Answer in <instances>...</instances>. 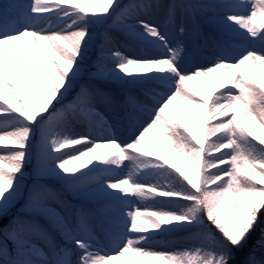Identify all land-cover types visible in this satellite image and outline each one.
Wrapping results in <instances>:
<instances>
[{
    "label": "snow or ice",
    "instance_id": "snow-or-ice-1",
    "mask_svg": "<svg viewBox=\"0 0 264 264\" xmlns=\"http://www.w3.org/2000/svg\"><path fill=\"white\" fill-rule=\"evenodd\" d=\"M155 12L164 24L141 18ZM199 17L226 39L188 67L168 25ZM109 22L131 52L105 33L78 85L93 29ZM112 83L141 93L118 97ZM20 199L0 264H264V0H0V220Z\"/></svg>",
    "mask_w": 264,
    "mask_h": 264
},
{
    "label": "rangeland",
    "instance_id": "rangeland-1",
    "mask_svg": "<svg viewBox=\"0 0 264 264\" xmlns=\"http://www.w3.org/2000/svg\"><path fill=\"white\" fill-rule=\"evenodd\" d=\"M122 1V0H121ZM121 4L123 5V2H121ZM143 19H148L156 24H164V20H163V17L162 15L160 14H157L155 15L154 13L149 15V16H143L141 17ZM190 22H191V19H183V18H178L177 21H176V24L174 25V27L172 28V33H170L169 29V36L170 38L173 40V42H175V40L177 39H182L186 45V48L189 52V59L187 60L186 62V66L190 67L192 66L193 64H201V65H206L208 63H210L213 59H214V56H213V52L215 50V46L216 44L222 39H226V37H222V34L221 32L219 31L218 27L213 24L212 22H210L208 20V18H204V17H199L197 19V22H198V28L199 30L203 33V37H202V40L199 41L200 44H191L190 42V37L191 36H188L187 35V32H188V26L190 25ZM183 24L186 31L183 35H181L178 31V25L179 24ZM111 24V22H109V24H106L104 26V28L102 29V31L105 33H108L111 37H112V34H116L115 38H112V39H117V38H120L121 35H122V32L119 30V28L117 26H112V27H109V25ZM94 30L93 29V34H94ZM94 38V37H93ZM92 44V43H91ZM110 47L109 44H107V47L108 48ZM257 48H259L260 46L259 45H256ZM90 49H91V46L88 50V53L87 55L85 56L84 60L82 61L81 63V76H86V69L88 67V60H89V53H90ZM240 51L239 48H235L233 49V53L235 54V52H238ZM88 75V74H87ZM81 80V84H84V83H89L90 81H87L86 78H83V79H80ZM103 113L105 112V116L106 113H109L110 116H111V120L113 123H116V120H117V115H116V112L115 111H109L108 109H102ZM122 127V129H121ZM76 131H78V128L76 129ZM115 132L116 134L121 137V140H126L128 138V136L131 134V128L127 126V123L126 122H121L119 124H116V128H115ZM125 135V136H123ZM149 147H152L154 150H157V149H160L162 148L163 146L162 145H152V144H149ZM33 159H34V164H33V168H34V165H35V157L33 155ZM25 171V169H24ZM125 171H127V169H125ZM25 174H26V171H25ZM34 176V175H33ZM36 182L35 179L31 181L30 185H29V188L32 187L33 183ZM41 183H44V184H47L53 188H60L61 187V182L58 181L56 178H49V179H45L43 181H40ZM22 184H23V192H24V186H25V181L23 180L22 181ZM28 188V189H29ZM72 193V192H71ZM64 191L62 192V199H65L67 202L68 200L64 197ZM73 194V193H72ZM27 197V192H26V196H25V199ZM71 203V202H69ZM184 234L182 233H176L175 235H173V237H169L167 239H164L172 244H178V242L180 241V238L183 236Z\"/></svg>",
    "mask_w": 264,
    "mask_h": 264
},
{
    "label": "trees",
    "instance_id": "trees-1",
    "mask_svg": "<svg viewBox=\"0 0 264 264\" xmlns=\"http://www.w3.org/2000/svg\"><path fill=\"white\" fill-rule=\"evenodd\" d=\"M261 219L264 220V216H262ZM258 238H259V229H257L256 232H254L252 236L249 238V241L247 245L245 246L244 250L237 254V257H236L237 260L242 259L243 256L252 249L253 244Z\"/></svg>",
    "mask_w": 264,
    "mask_h": 264
},
{
    "label": "bare ground",
    "instance_id": "bare-ground-1",
    "mask_svg": "<svg viewBox=\"0 0 264 264\" xmlns=\"http://www.w3.org/2000/svg\"><path fill=\"white\" fill-rule=\"evenodd\" d=\"M79 163V162H78Z\"/></svg>",
    "mask_w": 264,
    "mask_h": 264
}]
</instances>
